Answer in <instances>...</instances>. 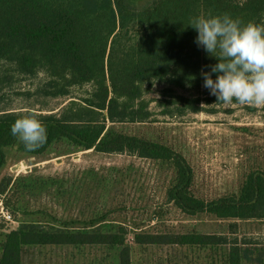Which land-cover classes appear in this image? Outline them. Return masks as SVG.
<instances>
[{"label": "trees", "instance_id": "1", "mask_svg": "<svg viewBox=\"0 0 264 264\" xmlns=\"http://www.w3.org/2000/svg\"><path fill=\"white\" fill-rule=\"evenodd\" d=\"M209 14H229L243 24H264V0H154L142 10L134 0H0V61L27 77L44 73L48 81L42 92L49 98L67 97L72 88L92 86L82 103L68 102L59 115L36 114L47 130V142L36 151H27L11 135L12 124L23 115L0 114V168L7 148L17 146L23 153L40 155L53 143L67 140L84 151L170 162L175 181L166 198L187 216L264 220V172H250L237 196L206 201L191 193L193 169L180 153L157 142L106 130V122L148 120L151 113L145 94L154 82L167 81L181 89L204 85L201 71L210 72L206 66L218 60L195 43L198 33L190 20ZM173 98L182 111H200L197 100ZM126 235L123 228L116 233L10 230L1 244L0 264H22L25 247L44 246L119 247V264H131ZM133 243L227 246L222 264H242L247 254L237 239L194 232L135 233Z\"/></svg>", "mask_w": 264, "mask_h": 264}, {"label": "rangeland", "instance_id": "2", "mask_svg": "<svg viewBox=\"0 0 264 264\" xmlns=\"http://www.w3.org/2000/svg\"><path fill=\"white\" fill-rule=\"evenodd\" d=\"M139 10L154 0H134ZM242 3L245 0H235ZM42 72L21 75L0 61V114L59 115L68 102L82 103L91 85L67 97L49 98ZM174 95L199 101L200 111L181 110ZM151 116L145 122L109 123L106 130L157 142L180 153L193 169L191 193L206 201L237 196L250 172H264V106L217 103L204 86L181 89L154 82L146 89ZM177 105V106H175ZM201 105H205L201 107ZM171 113V114H170ZM0 187L13 223L0 224V250L10 230L126 232L131 264H222L228 247L138 246L135 233H198L225 236L246 250L242 264H264V220L239 222L212 215L187 216L166 198L175 181L170 162L129 154L84 151L67 140L40 155L7 148ZM121 248L25 247L22 264H119Z\"/></svg>", "mask_w": 264, "mask_h": 264}, {"label": "clouds", "instance_id": "3", "mask_svg": "<svg viewBox=\"0 0 264 264\" xmlns=\"http://www.w3.org/2000/svg\"><path fill=\"white\" fill-rule=\"evenodd\" d=\"M190 26L198 33L195 43L218 60L206 66L210 72L201 71L203 86L217 103L264 106V24H243L229 14H209L192 18ZM11 135L27 151H36L47 142L46 127L31 111L15 120Z\"/></svg>", "mask_w": 264, "mask_h": 264}, {"label": "built area", "instance_id": "4", "mask_svg": "<svg viewBox=\"0 0 264 264\" xmlns=\"http://www.w3.org/2000/svg\"><path fill=\"white\" fill-rule=\"evenodd\" d=\"M13 223L11 214L8 211L2 195H0V224L8 225Z\"/></svg>", "mask_w": 264, "mask_h": 264}]
</instances>
